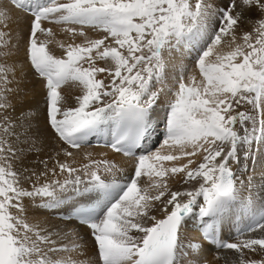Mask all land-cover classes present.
Returning <instances> with one entry per match:
<instances>
[{
  "label": "snow or ice",
  "instance_id": "1",
  "mask_svg": "<svg viewBox=\"0 0 264 264\" xmlns=\"http://www.w3.org/2000/svg\"><path fill=\"white\" fill-rule=\"evenodd\" d=\"M206 251L264 264V0H0V264Z\"/></svg>",
  "mask_w": 264,
  "mask_h": 264
},
{
  "label": "bare ground",
  "instance_id": "2",
  "mask_svg": "<svg viewBox=\"0 0 264 264\" xmlns=\"http://www.w3.org/2000/svg\"><path fill=\"white\" fill-rule=\"evenodd\" d=\"M25 26L26 25H24V24L21 25V27H25ZM56 31L60 32V29L57 28ZM90 35H93V33H90ZM62 36H63V34L61 33V35L58 38H62ZM55 50H56L57 54H60L61 50H59V49H55ZM185 63L188 65L189 71H191V69L193 67L192 60H185ZM29 87H31V85ZM43 100H44L43 89L40 87L39 84H36L34 90L29 94L28 98L25 101L26 105H30L32 107L35 119L41 126H43V111L45 108ZM162 131H163V128L161 127V132ZM162 140H163V136L161 135V137L159 138V142L156 144V145H158L157 147H159V143L162 142ZM84 152L85 153L86 152H92L93 155L97 158H101L104 156L105 153H107L109 158H112L116 162H119L123 166H125L126 171L131 170V165L128 162L126 157L113 154L110 151H108V149H102V148L96 147L94 145H91V147L85 149ZM83 155H84V153L77 154L76 159L78 162L81 161V159L83 158ZM177 186L178 185H175V184L172 185V187H174V188ZM53 220H56V217H53ZM193 227H194V224H192V220H191V221H189V223L187 225L188 234L198 235V234L193 233ZM80 233H81V236L83 238L82 242H86L88 245V255L94 259L95 248H94L92 238L88 235V230L85 228H81ZM206 255H207V259L210 261V264H217V262L213 259V253L211 251H206Z\"/></svg>",
  "mask_w": 264,
  "mask_h": 264
},
{
  "label": "rangeland",
  "instance_id": "3",
  "mask_svg": "<svg viewBox=\"0 0 264 264\" xmlns=\"http://www.w3.org/2000/svg\"><path fill=\"white\" fill-rule=\"evenodd\" d=\"M253 258L259 259L260 257H259V256H255V257H253Z\"/></svg>",
  "mask_w": 264,
  "mask_h": 264
}]
</instances>
